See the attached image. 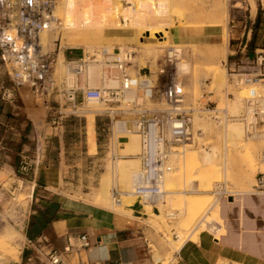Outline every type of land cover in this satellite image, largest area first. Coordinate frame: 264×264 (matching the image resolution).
I'll use <instances>...</instances> for the list:
<instances>
[{
	"label": "rangeland",
	"instance_id": "374dc122",
	"mask_svg": "<svg viewBox=\"0 0 264 264\" xmlns=\"http://www.w3.org/2000/svg\"><path fill=\"white\" fill-rule=\"evenodd\" d=\"M123 1L78 0L66 5L64 0H58L57 15L65 18L69 26L65 25V28L61 29L58 35L49 33L43 39V42H45L44 50L52 51L53 57L59 53L57 63V72L59 74L61 73L60 69H62L63 58H77L82 51L89 53H94V51L100 52L103 49L108 51L113 46H126L135 49L137 56L134 61L137 67L144 65H149L151 69L155 67L157 60L154 62V59L144 52V48L148 44L157 45L158 43L153 38L145 39L143 34H137V27L138 29L150 27L147 25L148 21L144 17H140L139 14L140 10L145 9L149 10L148 14H153L156 7H163L165 10L170 0H134V4L137 3L135 5H132L131 0H127L130 2L129 5L131 4V11L136 10V12L134 11L136 14H132L131 11L129 13L125 11L127 7L124 6L125 3ZM172 4L175 5L173 6ZM172 4L170 6H172V12H174L171 15V19H173L169 27H163L164 30H161V33H165V35L160 33L161 36H158V40L166 36V43L160 46L169 45L182 50L184 61L186 65L190 66V74L185 79L190 90V95L193 96V99H198L200 102L207 101L209 106H205L202 112L199 113L200 115L194 119L195 129L200 130L201 133L194 135L193 144L178 148L170 160L172 168L169 172H171L165 175L164 180V183L167 181V185L164 184L166 192L165 201L163 199L162 203L157 204L158 212L155 209L151 210L148 207L149 205L145 206L151 214L160 216V219L151 220L147 214L148 220L142 221L149 231L152 232L148 238V248L153 264H171L175 251L173 248L175 242L178 246L185 239L194 238L199 230H208L210 224L208 226L206 221L210 217H214V214L217 212L212 209L214 203L217 204L220 212L221 227L219 233H224L225 224H234L239 218H251L258 228L257 231L260 233L261 238L264 239V190H254L252 187L254 176L258 172L264 173V162L260 159L262 143L257 140H248L243 136V139L239 141L241 142L239 146L247 143L248 147L246 146L245 149L238 148V145L236 147L225 145L223 143V130H225L226 125L236 124L241 130L242 126L237 120H228L218 125L208 112V110H212L214 107L218 112L223 108L227 119H231L232 117L230 116H236L241 107V99L246 93V87L249 86L247 84L235 85L234 81L245 75L248 77L259 76L258 74L264 71L263 62L261 61L259 64L255 61L259 53L264 57V0H175ZM65 6L69 7L66 8ZM114 8H118L119 10V27L107 28L111 19L109 16L111 13H108L111 12L110 9ZM158 8L156 10H159ZM213 9H219L226 16L225 27L213 24L215 23V19L212 16ZM64 12L66 13L65 16ZM129 16H134V25H128L131 22ZM137 16L138 18H136ZM177 16H180V20L177 19ZM257 17H259V24L258 27H255L254 22ZM83 20L85 21L83 22ZM178 20L179 23L177 22ZM210 20L212 21L210 22ZM181 22L184 24L182 25ZM141 25L144 27H141ZM82 27L88 31H93L94 33H92L95 35L97 33L96 36L104 35V31H108L109 29V33L107 34L109 42L106 43L107 45H102L103 43H99V40L95 39L99 41L96 43L95 40H91V42L89 38L86 39L87 37H84V39L81 37V34H85L86 30ZM201 28L210 29V32L214 33L215 36L192 38V34L200 32ZM102 30L104 31L102 32ZM222 30H225L227 34L226 46H219L222 43ZM99 32L104 34L101 33V35ZM132 34L135 36L133 42L130 41L131 39L126 40V37ZM122 37L125 39L123 40ZM53 39H55L54 42L52 41ZM250 39L252 43L247 48ZM82 40L86 43L82 42ZM163 50L165 49H158L160 54ZM211 51H215L216 54L213 62L207 56L208 52ZM246 56L248 57L247 59ZM216 68L219 73L224 72V82L219 83V86L217 85L219 81H216L211 72V70ZM202 80H205V89L203 94L200 95L201 91L199 87ZM21 88L29 94L31 104L41 110L42 113L46 112V130L53 131L52 128L57 126L56 128L59 132L55 136L61 134L63 139V144H60L57 139H47L48 137L46 136V140H48L46 142V159L49 168L61 173L57 184L52 175H49V177L51 176V180H53V183H50V185L55 188H50V191H52L50 198H59L63 201L79 200L116 212H122L118 209L120 208V204L116 205L110 201L109 205H107L103 203L101 196L108 193L109 200H111L109 192L111 187L115 186L123 192H127V188L130 187L131 175L128 174L130 179L127 181L128 177H124L119 173V167L121 161L132 160L136 163L135 170L137 171L138 169V160L135 156L138 151V137L135 133L131 134V132L129 135L126 133L120 134L119 136H122V138L114 141L112 126L115 118L111 120V127H109L106 116H97L98 107L96 105L83 102L81 105H77L76 103V107L71 108L63 101L60 94L53 93L45 101L31 94L27 87ZM234 103L236 106L238 105L234 110L237 112L236 114L233 112ZM219 113V116H222V112ZM59 116L61 117L59 118ZM201 120L206 122L202 124ZM206 123L207 125L205 126ZM60 125L62 127L58 128ZM42 126L43 123L40 126L37 125L36 130H41ZM40 133L43 134L42 130ZM23 134V136L21 135L22 139L31 142L32 131L27 130ZM127 138H129L128 141ZM133 139L135 140L133 141ZM129 141L130 145H134L133 150L135 151L131 149L128 152L126 148V151H123L125 146L122 143H128ZM29 153L30 151L23 152L27 157H29ZM114 154L117 156L115 159H111L110 157ZM31 175L25 176L24 180L20 181L18 174L12 172L11 175H7L3 170H0V185L4 189L16 186L14 190L15 200L11 201L9 193L6 192L3 200L0 202V234L12 237L13 242L9 247L16 248L18 256L22 241L23 220L26 217L28 206L31 205L32 193L30 190L34 187L32 182L29 181ZM168 179L171 180H169L171 188L166 187L168 186ZM105 181L106 187H109V189L102 194V187L100 186H103V182ZM126 181L130 182V184L128 185ZM119 182L121 185L123 182V185H126L125 187L127 188H123ZM108 183L109 186H107ZM216 186H222L226 192L232 193L231 200H228L229 197L225 199L213 195L212 191ZM169 190L175 193L169 195ZM30 193L31 198L29 199ZM126 199L129 201V198H124L123 200V197L120 200L127 202L125 201ZM15 204L20 207L21 213L19 215L13 214ZM185 204H190L192 209L184 208ZM167 208L175 211L176 217L174 219H167L164 216V211ZM202 216L205 218H202ZM149 225L155 228L152 229ZM202 227L204 228L202 229ZM174 234L179 239L174 238ZM4 249L0 248V264H14L15 261L11 259L8 252L10 250L8 248V250ZM156 257H158L157 260H155Z\"/></svg>",
	"mask_w": 264,
	"mask_h": 264
},
{
	"label": "built area",
	"instance_id": "2783aa9c",
	"mask_svg": "<svg viewBox=\"0 0 264 264\" xmlns=\"http://www.w3.org/2000/svg\"><path fill=\"white\" fill-rule=\"evenodd\" d=\"M125 2L128 1L124 0L123 3ZM55 4L56 0H0V64L11 88L17 90L27 87L31 94L45 101L53 93L60 94L71 108L76 107V99L79 98L82 103L95 104L98 107L97 116H106L109 127L111 120L115 118L127 131L135 133L138 137V151L135 154L138 169L132 181L134 201L143 211L146 204L151 210L158 212L157 203L165 193L162 189V177L171 168L168 165L170 153L177 147L193 143V134L200 133L193 128V116L201 113L209 104L207 101L193 99L190 95L188 84L177 72V64L184 60L182 50L172 46L163 50L153 69L149 65L137 67L134 61L136 53L131 47L113 46L111 53H102L112 56L111 60L96 57L100 54L99 51H82L77 58H63L65 75L61 79L55 76L57 54L53 57L52 51L44 50L45 45L40 41L41 34L51 32L58 35L63 26L62 18L54 11ZM125 4L129 5V2ZM260 54L255 61L259 64L262 61L264 64V57ZM90 64L116 67L117 85L90 88L84 84H64L66 74H72L75 80L76 77L83 76ZM258 75H245L234 81L235 85H246L245 82H248L249 86L246 87L235 118L240 122L246 138L262 143L260 159L264 162V71ZM250 81L256 82L250 85ZM204 83L205 80H202L200 95L204 92ZM208 112H211V118L218 124L220 113L216 108ZM119 138L122 136H118L116 140ZM30 140L31 156L20 153L13 170V173L20 176V181L32 174L44 154L45 136L40 132H32ZM116 156L114 154L110 158L115 159ZM252 187L254 190H264V173L258 172L254 176ZM15 189L16 186L4 189L0 185V202L6 192L11 201L15 200ZM109 192L111 202L120 204L124 192L115 186ZM212 194L218 198L232 197L222 186H216ZM28 198H31V193ZM13 209V214L21 213L17 204ZM174 215L175 211L172 209L164 211L167 219H173ZM173 236L175 238V234ZM79 239L83 247L89 246L85 235H81ZM44 256L47 264H66L53 250ZM77 264L133 263L116 259Z\"/></svg>",
	"mask_w": 264,
	"mask_h": 264
},
{
	"label": "crops",
	"instance_id": "0c3cea01",
	"mask_svg": "<svg viewBox=\"0 0 264 264\" xmlns=\"http://www.w3.org/2000/svg\"><path fill=\"white\" fill-rule=\"evenodd\" d=\"M210 31L201 28L200 32L192 34V38L214 37L215 34ZM76 103L82 102L77 98ZM45 119L46 112L42 113L30 103L25 90L11 88L0 64V170L11 175L20 153L30 151L28 155L31 156V142L21 137L25 131L42 130L45 136L43 157L34 167L29 180L34 185L31 205L23 220L19 256L14 264H47L44 254L52 250L66 264L116 259L128 260L133 264H153L148 248V238L152 232L142 223L147 219V214L137 202L120 204L122 212H116L79 200L50 198V188H55L50 185L53 180L49 175L57 184L61 173L49 168L46 136L47 139H57L60 144H63V139L61 134L55 136L59 132L57 126L52 128L53 131L46 130ZM41 123L42 129L36 130ZM45 201L58 205L54 211L57 217L50 220L39 233L27 238L24 233L29 215L34 213L32 208L42 209ZM218 218L220 220L219 209ZM253 222L251 218H239L234 224H225L224 233L218 232L217 237L206 229L199 230L194 238L185 239L178 251H174L171 264H264V239ZM81 235L87 237L88 247L81 245Z\"/></svg>",
	"mask_w": 264,
	"mask_h": 264
},
{
	"label": "bare ground",
	"instance_id": "6f19581e",
	"mask_svg": "<svg viewBox=\"0 0 264 264\" xmlns=\"http://www.w3.org/2000/svg\"><path fill=\"white\" fill-rule=\"evenodd\" d=\"M75 1H78V0H64V2H65V4L67 5L68 3H71V2H75ZM127 1V0H126ZM175 0H170L169 2H174ZM214 1V0H213ZM57 2H58V0H56V4H55V7H54V11L56 12V9H57ZM129 2V1H128ZM128 2H125V3H128ZM136 2V1H135ZM168 2V6H167V8L164 10L163 9V7H156V8H158L159 10H156V8L154 9L155 11L153 12V14L152 13H150V14H152V15H150V14H148V11L145 9V10H140V17H144V19L146 20V21H148V23H147V25H149L150 27H147V28H139L138 29V27H137V34L138 33H141V34H143V36H144V38L145 39H155L156 41H157V45L156 44H148V46L147 47H143L144 48V52L145 53H147V54H149L150 56L149 57H151L152 59H154V62H155V60H157L158 59V57L160 56L159 54H160V52L158 51V49L159 48H164V49H167L168 47H169V45H165V46H160V45H163V44H165L166 43V36L164 37V38H162V39H159L158 40V36L160 37L161 35H160V33L162 32L161 30L163 29V27H169L170 26V24H171V21H172V19H171V15L174 13V12H172V6H170V4H172V3H169ZM130 3V2H129ZM131 3H132V5H135V4H137V3H135L134 4V0L132 1L131 0ZM178 3V2H177ZM215 3V2H214ZM65 4H63V5H65ZM87 4V3H86ZM153 4V3H152ZM176 4V3H175ZM174 4V5H175ZM131 5V4H130ZM130 5H124L125 7H127V8H125V11H127L128 13H129V11H131L132 9H131V7H130ZM141 5V4H140ZM144 5H145V3H144ZM160 5V4H159ZM158 5V6H159ZM173 5V4H172ZM173 5V6H174ZM216 5V4H215ZM149 6V5H148ZM156 6V5H155ZM162 6V5H161ZM166 6V5H165ZM178 6V5H177ZM66 8L67 7H69V6H65ZM152 7V6H151ZM85 9V8H84ZM212 9V8H211ZM215 9V8H214ZM213 9V10H214ZM87 10V9H86ZM89 10V9H88ZM151 10V9H150ZM73 11V10H72ZM110 11L111 12H109L108 14H110L109 16H110V22H109V25L107 26V28H110V27H119V25H118V14H119V10H118V8H114V9H110ZM135 12H136V10H134ZM134 11H131L132 12V14L133 13H135ZM151 11H153V10H151ZM150 11V12H151ZM76 12V11H75ZM88 12V11H87ZM57 13V12H56ZM80 13V12H79ZM137 13H138V11H137ZM65 12H64V16H65ZM136 14V13H135ZM178 14V13H177ZM175 15V14H174ZM178 15H180V14H178ZM78 16V15H77ZM83 16H84V14H83ZM182 16V15H181ZM212 16H213V19H215V23H213L214 25H223V27H225V17L226 16H224L223 15V12H221L219 9L217 10H214V12H213V14H212ZM79 17V16H78ZM77 17V18H78ZM88 18H89V16H87ZM134 17V16H133ZM133 17H130L129 16V18L131 19V22L128 24V25H134L135 24V19L133 18ZM179 17L180 16H177V19H179ZM86 18V17H85ZM136 18H138V16L136 17ZM141 18V19H142ZM176 18V17H175ZM182 18V17H181ZM84 19V18H83ZM210 19V18H209ZM62 20H63V26L61 27V29H63V28H65V25L66 26H69V24H67V21H65V18H62ZM133 20V21H132ZM143 20V19H142ZM141 20V21H142ZM180 20V19H179ZM179 20L177 21L178 23H179ZM189 20V19H188ZM217 20V21H216ZM85 20H83V22H84ZM212 20H210V22H211ZM82 22V21H81ZM87 22H88V20H87ZM133 22V23H132ZM184 22V21H183ZM207 22V21H206ZM214 22V21H213ZM142 23V22H141ZM173 23V22H172ZM177 23V24H178ZM208 23V22H207ZM83 24V23H82ZM181 24H182V22H181ZM180 24V25H181ZM184 24V23H183ZM182 24V25H183ZM209 24H211V23H209ZM208 24V25H209ZM86 25V24H85ZM84 25V26H85ZM77 26V25H76ZM87 27H88V23H87ZM92 27V26H91ZM97 27H99L98 25H97ZM96 27V28H97ZM141 27H144V26H142L141 25ZM76 28V27H75ZM82 28H84V27H82ZM61 29L59 30V31H61ZM86 31H85V34L83 33V34H81V37H87L86 39H90V41L91 40H99V41H96V43H103L102 45H107L106 43H108L109 42V38H108V31H109V29H108V31L106 30V28H105V30L106 31H104V30H102V32L104 31L105 32V34L104 33H102V32H99L100 34L102 33V34H104V35H102V36H96L97 35V33H96V31H95V33H96V35L95 34H93L91 31H88L86 28H84ZM113 29V28H112ZM166 29V28H165ZM96 30V29H95ZM134 30V29H133ZM164 30V29H163ZM77 31V30H76ZM136 31V30H135ZM223 31V30H222ZM127 32H129V31H127ZM49 33H51V32H45V33H43V34H41V36H40V41H41V44L42 45H45V42H43V39L46 37V36H48L49 35ZM76 33V32H75ZM79 34V33H78ZM87 34V35H86ZM161 34H164L165 35V33H161ZM99 35V34H98ZM226 33H225V30L222 32V40H221V44H219V46H223V45H225V43H226ZM80 36V35H79ZM78 36V37H79ZM77 37V36H76ZM80 37V38H81ZM102 37V38H101ZM84 38V39H85ZM123 38V40L125 39L124 37H122ZM122 38H120V39H122ZM134 38H135V36H134V34H132V35H130V36H127L126 37V40L128 39V40H130L131 42H133V40H134ZM83 39V40H84ZM119 39V38H118ZM117 39V40H118ZM82 40V42H84ZM162 40V41H161ZM85 41H87V40H85ZM119 42H121L120 40H118ZM92 42V41H91ZM84 43H86V42H84ZM123 43V42H122ZM94 44H95V42H94ZM85 45V44H84ZM97 45V44H96ZM46 46H47V42H46ZM208 46V45H207ZM216 46H218V45H216ZM226 46V45H225ZM97 47H99V46H97ZM101 47V46H100ZM99 47V48H100ZM104 47V46H103ZM172 47H174V46H172ZM209 47V46H208ZM217 48H219V47H217ZM205 50V49H204ZM134 51H135V53H136V55H135V57L134 58H136V56H137V52H136V50L134 49ZM159 52V53H158ZM89 53V52H88ZM94 53H96V52H94ZM100 54L99 55H97L96 57H98V58H103V59H105V60H111L112 59V56H110V55H105L106 53H111V51L110 50H106L105 51V49H103V50H100V52H99ZM102 53H105L104 55H102ZM98 54V53H97ZM146 54V55H147ZM58 55H59V53H57V58H56V62H55V65H54V69H55V76H59L60 77V79H61V77H63L64 75H65V68H64V66H63V64H62V69H60V74L57 72V63H58ZM208 57H209V59L211 60L212 59V62H213V58L216 56V54H215V51L214 52H208V55H207ZM148 57V56H147ZM225 59V58H224ZM209 61V60H208ZM223 61V60H222ZM215 63V62H214ZM189 67L190 66H188V65H186V63H185V61L184 60H182L181 62H179L178 64H177V72H178V74L179 75H181V76H183V78L184 79H186V77L188 76V74H190L189 72H190V69H189ZM117 68L116 67H113V66H105V65H102V64H100V65H94V64H90V65H88V67H87V69H86V71H85V73L83 74V76H78V77H76V79L75 80H73L74 79V76L71 74V75H68V74H66V79L64 80V84L66 85V86H69L70 84H76V85H78V86H82L83 84L84 85H86L87 87H90V88H92V87H96V86H104V87H106V86H108V87H114V86H116L117 85V77H116V75H117V70H116ZM211 72L213 73V75H214V77L216 78V81H219V82H217V83H215V84H217L218 86H219V83H221L222 81L224 82V80H223V73H219L218 71H217V68L216 69H213V70H211ZM214 78V79H215ZM218 79V80H217ZM251 82V81H250ZM254 82H256V81H253V83L251 82V84H254ZM246 84H248V82H245ZM250 84V83H249ZM221 85V84H220ZM92 105H95V104H92ZM233 105H235V103L233 104ZM238 106V105H237ZM236 105H235V107H233L234 109H233V112L236 114L237 112H235L234 110H235V108L237 107ZM232 107V106H231ZM223 109V108H222ZM222 109H220L219 110V112H222L223 113V115L222 116H219L218 115V118L220 119L219 120V122H218V124H222L223 122H226V121H228V120H237L236 118H235V116H232V118L231 119H227V115H226V113H224V111H222ZM238 109V108H237ZM224 110V109H223ZM238 111V110H237ZM210 114H211V112H209ZM198 115H200V114H196V115H194L193 116V128L195 129V125H194V119H195V117H197ZM212 117V116H211ZM238 121V120H237ZM200 122H203V120H201ZM206 122V121H205ZM205 122H203L202 124H204ZM239 122V121H238ZM240 123V122H239ZM225 124H227V123H225ZM207 125V123L205 124V126ZM241 125V124H240ZM238 126V125H237ZM236 126V124H229L228 126L226 125V127H225V130H223L224 132V144L225 145H229L230 147H236L237 145H238V148H240V149H245L246 148V146L248 147V145H246V144H244V145H240L239 146V144L241 143V142H239L240 140H242L243 139V131L239 128V127H237ZM207 128V127H206ZM200 131V130H199ZM205 131V130H204ZM130 134L131 132H129V131H127L126 129H125V127L122 125V123L121 122H118V121H114L113 122V126H112V134H113V140L114 141H117L116 140V138L120 135V134ZM200 133H201V131H200ZM200 133H198V134H200ZM131 134H133V133H131ZM136 135V134H135ZM137 136V135H136ZM194 134H193V141H194ZM246 138V137H245ZM128 139L129 138H127V141H128ZM248 139V138H247ZM135 139H133V141H134ZM249 140V139H248ZM137 141V140H136ZM135 141V142H136ZM239 142V143H238ZM130 143V141L128 142V143H125V144H123L125 147H124V150L123 151H131V149L133 150V146L134 145H130L129 144ZM137 143V142H136ZM191 144V143H190ZM193 144V143H192ZM186 145H188V144H185V145H183V146H186ZM132 146V147H131ZM183 146H181V147H183ZM181 147H177L176 149H175V151L178 149V148H181ZM125 148H126V150H125ZM136 148V147H135ZM137 149V148H136ZM122 150V149H121ZM133 151H135V150H133ZM175 151L174 152H171L170 153V158H169V162H168V165L171 167V163H170V160H171V158L174 156V153H175ZM176 155V154H175ZM212 155V154H211ZM214 156V155H213ZM117 160V159H116ZM172 168V167H171ZM170 168V169H171ZM136 163H134V161H132V160H123V161H121V165H120V167H119V173L122 175V176H127L128 177V174H130L131 175V179H130V177H128V179H127V181L130 179L131 181V184H130V182H127L126 181V183H128V185L130 186L129 188H127V187H125L124 185H123V182H122V185H121V183H120V185L121 186H123V188L125 187V189L127 188L128 190H127V192H124V194H123V200H124V198H129V201L126 199L125 201H127V202H133V200H134V195L132 194V181H133V178H134V176L136 175ZM136 171V172H135ZM171 172V171H170ZM170 172H166L164 175H163V177H162V189L164 190L165 188V185L164 184H166L167 185V181L164 183V180H165V175L166 174H168V173H170ZM119 175V174H118ZM170 179H168V181H169ZM103 181H104V179H103ZM171 181V180H170ZM170 181L168 182V186H166V187H170L171 188V183H170ZM104 184H103V186H100V187H102V194H104L105 192H107V190L109 189V187L107 188L106 187V181L105 182H103ZM110 183V182H109ZM109 183L107 184V186H109ZM126 183H124V184H126ZM107 188V189H106ZM169 189V188H168ZM31 191V190H30ZM165 191V190H164ZM170 192H169V195H173L175 192H171L172 190H169ZM229 196H232L233 194L232 193H229L228 194ZM165 196H166V192L164 193V195L163 196H161V200H159V203L165 198ZM102 197V201H103V203H105V204H107V205H109V203H110V201L111 200H109V196H108V193L105 195L104 194V196L102 195L101 196ZM167 198V197H166ZM121 201V200H120ZM164 201H165V199H164ZM163 201V202H164ZM191 201V200H190ZM167 202V201H166ZM123 203H125L124 201H121L120 202V204H123ZM162 203V202H161ZM189 203V202H188ZM158 204V203H157ZM195 204V203H194ZM193 204V205H194ZM145 206H146V204H145ZM144 206V210H145V212H146V214H148L149 216L148 217H150L151 218V220H156V219H160V216L158 215H153V214H151V212L149 211V209L148 208H146ZM149 207V206H148ZM184 208H190V209H192L191 207H190V204H185V207ZM119 209V208H118ZM187 209V210H188ZM212 209L213 210H216L217 212L214 214V217L212 216V217H210V219H208L207 221H206V223L208 224V226H209V224H210V228L208 229L211 233L213 232V234L215 235V237H217V234H218V232H219V225H220V220H219V218H218V208H217V204L216 203H214L213 205H212ZM122 210H124V209H122ZM198 210V209H197ZM201 210V209H200ZM199 210V211H200ZM208 210V209H207ZM210 210V209H209ZM23 212V211H22ZM186 213V212H185ZM205 215V214H204ZM203 215V216H204ZM182 216V215H181ZM202 216V218H205V217H203ZM211 216V215H210ZM147 217V216H146ZM176 217V214L174 215V217H173V219ZM201 217V216H200ZM207 219V218H206ZM148 220V219H147ZM165 221V220H164ZM154 222V221H153ZM163 222V221H162ZM203 222H204V220H203ZM152 223V222H151ZM198 223V222H197ZM206 224V225H207ZM146 225H147V223H146ZM152 225H153V223H152ZM152 225H149V226H151V228H152ZM159 225H160V223H159ZM194 225H195V223H194ZM194 225H193V227H194ZM201 225V224H200ZM203 225V224H202ZM155 226V225H154ZM169 226V225H168ZM218 226V227H217ZM158 227V226H157ZM164 227V226H163ZM166 227V226H165ZM155 228V227H154ZM154 228H152V229H154ZM195 228V227H194ZM198 228V227H197ZM201 228V227H200ZM204 227H202V229H203ZM157 229V228H156ZM159 229V228H158ZM163 229V228H162ZM159 230H161V229H159ZM193 230V229H192ZM196 230V229H195ZM4 232V231H3ZM159 232V231H158ZM186 233V232H185ZM194 233V232H193ZM7 234V233H6ZM187 234V233H186ZM197 234V233H196ZM179 235V234H178ZM179 236H181V235H179ZM184 236V235H183ZM186 237H187V235H185ZM191 236V235H190ZM12 238V237H11ZM10 237H9V235L7 236V235H5V234H0V248L2 247V248H5L4 250H6L7 248L9 249L10 247H9V245H12V242H13V240L11 239ZM175 238H178L179 239V237H176L175 236ZM14 239V238H13ZM215 239V238H214ZM180 241V240H179ZM194 242H195V239L193 240ZM175 242V241H174ZM173 243V242H172ZM175 245H173V248H174V250L175 251H178L177 249L178 248H180L179 246L180 245H182L183 243H181V244H179L178 246H177V244H176V242L174 243ZM172 247V246H171ZM7 249V250H8ZM10 251H8L9 252V254H10V257H11V259L12 260H14V261H16L17 260V258H18V254H17V249L16 248H10L9 249ZM4 253V252H3ZM8 256V255H7ZM9 257V256H8ZM10 259V258H9ZM10 259V260H11Z\"/></svg>",
	"mask_w": 264,
	"mask_h": 264
},
{
	"label": "trees",
	"instance_id": "16d2710c",
	"mask_svg": "<svg viewBox=\"0 0 264 264\" xmlns=\"http://www.w3.org/2000/svg\"><path fill=\"white\" fill-rule=\"evenodd\" d=\"M259 17L256 18L254 26L258 27ZM252 40L250 39L247 48L250 47ZM42 209L32 208L34 213L29 215L27 222L25 236L29 238L32 234H37L40 230L52 219L56 218L57 215L54 213L58 205L54 202L45 201ZM46 204V205H45Z\"/></svg>",
	"mask_w": 264,
	"mask_h": 264
},
{
	"label": "water",
	"instance_id": "95a60500",
	"mask_svg": "<svg viewBox=\"0 0 264 264\" xmlns=\"http://www.w3.org/2000/svg\"><path fill=\"white\" fill-rule=\"evenodd\" d=\"M228 200H231V198L229 197Z\"/></svg>",
	"mask_w": 264,
	"mask_h": 264
}]
</instances>
